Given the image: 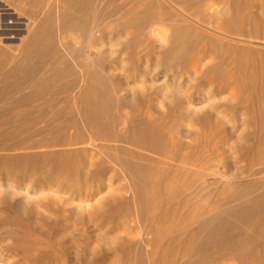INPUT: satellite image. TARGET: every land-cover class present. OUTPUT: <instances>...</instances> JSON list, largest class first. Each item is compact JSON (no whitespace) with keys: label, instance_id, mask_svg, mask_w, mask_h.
Here are the masks:
<instances>
[{"label":"rangeland","instance_id":"obj_1","mask_svg":"<svg viewBox=\"0 0 264 264\" xmlns=\"http://www.w3.org/2000/svg\"><path fill=\"white\" fill-rule=\"evenodd\" d=\"M0 5L16 21L17 14L4 1L0 0ZM217 7L221 10L219 18H213L217 22L206 20L203 25L200 20H171L165 27L154 23L140 29V34L137 30L121 34L119 26L108 23L107 28L115 26L120 33L112 46L113 67L109 72L103 69L112 75V80H106L105 84L110 91V105L102 104L110 109L105 113V125L98 129L102 128L103 138L91 140L90 130L95 128L85 127L82 114L72 112L79 130L71 128L62 132L64 136L61 131L49 130L53 135L43 130L45 135L41 133L29 141L46 139L41 147L39 142L40 148L0 152L1 156L20 153L26 156L23 160L15 157L13 163L0 161V264H31L30 259L34 258L38 260L34 264H98V261L110 264L117 252L122 251L117 243L122 231L118 234L111 227L112 218L106 215L115 210L124 213L137 210L140 196L149 191V183L157 185L163 179L164 182L179 179L178 188L188 183L192 186L188 192L201 196L194 198L199 202L192 198L191 203L207 204L206 209L201 205L207 211L224 201L228 207L230 198H237L247 191L246 186L252 190V184L264 180V152L260 151L264 147V122H260L257 111L264 103L240 99L243 95L234 92V83L207 80L216 69L224 68L227 74L240 70L244 75H254L253 83L263 84L258 85L263 88H258L257 95L264 96V0H225ZM17 20L21 34L27 18L19 16ZM218 22L229 23L242 30V34H218L213 30ZM175 29L182 34L178 33L180 38L174 40L177 47L172 44L177 35H173L177 33ZM62 36L73 47L80 46L81 37L77 33ZM127 39L134 42L133 46L130 42L132 50L125 43ZM123 42L128 48H122ZM102 62L107 64L105 59ZM58 102L64 104V97ZM78 131L84 137L77 139ZM55 136L59 142L69 139L67 142L73 143L45 147L44 143H49L51 137L55 140ZM83 138L85 143L80 142ZM18 168L19 174H11V169ZM202 186L205 187L199 191ZM153 190L156 194L157 189ZM160 197L156 196V201ZM203 197L209 199L200 202ZM154 206L158 212L164 210L160 204V209ZM196 215L206 213L192 217ZM35 237L44 242L51 237V243H41V249L29 252L16 249L22 244L20 241H24L25 247H33ZM42 249L56 250L63 256L62 262L39 259ZM226 258L212 264L231 261L240 264ZM194 260L193 257L187 261L195 264Z\"/></svg>","mask_w":264,"mask_h":264},{"label":"bare ground","instance_id":"obj_2","mask_svg":"<svg viewBox=\"0 0 264 264\" xmlns=\"http://www.w3.org/2000/svg\"><path fill=\"white\" fill-rule=\"evenodd\" d=\"M2 1L18 17L26 16L27 18L24 32L20 34L19 25L16 22L18 21V17L17 19L15 18V21L11 18L12 16L10 17L9 12L0 5V152H10L37 148L40 145L39 142L42 144L40 147L43 146L44 140L38 141L37 139L36 141L38 142L29 141L34 136H40L41 133L45 135L46 132H51L49 130L61 131V134L74 127V131L79 130L80 128L74 123L75 118L72 112L82 114L81 121L84 122L85 127L95 128L94 130H90L91 132L89 131L92 136L91 140L103 138L101 137L102 128H100V131L98 129L101 124L103 125L105 115L110 109L109 106L103 108L102 104L106 103L105 105H110L108 94L110 91L108 87H105V84L107 83L106 80L108 82L110 79L112 80V75L106 73L107 71L105 72L104 70L106 68L109 72V68L112 69L113 67L112 63L114 60L112 54L114 52H112V46H114L116 36L120 32H122L121 34L133 33V30H137L140 34V29L152 26L154 23L165 27L167 22L171 20H182L185 22H189L188 20H200L201 25L206 20L213 23L217 20L216 18H219L217 14L221 11L217 7V4L225 0ZM25 3H28V7H24ZM213 18L216 20L213 21ZM108 23H115L121 31L119 30L120 32L117 33L118 30L116 31L115 26L112 27L113 25L111 26L112 28H107L110 26ZM226 25L225 23L218 22L215 28L211 29L217 31L218 34L222 33L224 35L225 32L242 34V30H236L237 27L233 28L231 25L229 26V23ZM158 31L162 32L160 29ZM175 31L177 30L175 29ZM179 32L172 33L174 36L177 34L173 38V42L170 39L172 44L176 43V47L177 42L174 40ZM69 33H77L81 37L78 48L73 47L64 40L62 34ZM133 35L135 34H132V38ZM180 36L177 38H180ZM138 37L137 34L136 38L138 39ZM161 39H163L162 36ZM130 42L132 43V39L125 40L128 47L130 46ZM125 43L123 44L125 47L122 46L124 49L128 48ZM133 43L131 46L134 45ZM131 46L129 50L134 48ZM168 48L171 49V47ZM170 51H173V49ZM194 57L197 58L199 56ZM103 58L107 61V64L102 62ZM223 69L213 70V75L209 73L210 75L207 80L212 83L216 82L217 84L234 83V92L241 94V96L243 95L240 99L245 98V100L247 99L246 101L250 99L249 101H253L252 103L257 101L264 103V96L257 95V91L263 88V86L260 88L259 86L263 84L253 83L256 79L254 75H244L239 69H237L239 70L237 73L233 72L235 74H230L231 72L227 74ZM201 77L203 76L201 75ZM203 80L205 79L203 78ZM60 97H64V104L62 105H58ZM257 111L259 112L258 117L260 122L263 123L264 104ZM43 130L47 131L44 132ZM59 132H55V135ZM79 133L78 131L76 134L78 137L75 136L77 139L81 138V136L84 137V134L80 136ZM55 138L56 136L53 139ZM56 139L52 140L51 137L54 143L50 140L49 143H44L45 147L48 145H64L69 140L66 138L67 140H64L66 142H59L60 139L58 141ZM61 139H63L62 136ZM84 141H86L85 138L80 142ZM67 143L73 142L70 140ZM75 143L78 144L77 142ZM261 147L262 150L259 148L260 151L264 152V147ZM1 155L0 161L6 160L12 163L15 157H18V159L23 157L21 153L17 156ZM36 157L38 156L36 155ZM52 157H55V155H52ZM23 158H26V156L24 155ZM11 170V174L17 175L21 171V168ZM164 180L157 185L152 182L149 183L150 185L147 188L149 191L147 190L148 192L145 195L140 196V206L137 210L134 209L136 212H133L134 210H125L126 213H124L115 210L114 212L111 211L112 217L111 214L106 215L113 220L110 221L112 225L109 223L111 227L115 228L118 234L122 233L121 236H118L119 240H117L118 246L122 248V251H118L113 260L110 259L112 260L110 264H189L190 261L187 260L193 257L195 264L220 263L219 261L223 258L227 259L226 257L240 264H264L263 178V181L259 179L262 183L255 179V184H252L255 189L254 191L253 188L252 190L248 189L251 186H246V192L243 191L244 193L237 196V198L236 196L235 198H230L228 202L230 205L228 207H225L224 201L215 206L213 205L207 211H204L203 207L205 205L206 209L207 204H197L196 202V205H194L193 201V204L191 203V199L199 197V195L188 192L192 187L190 184L187 183L178 188V184L180 185V183L177 180L179 181V179L176 181L167 180L165 182ZM250 182L252 183V181ZM204 187L199 188V191H202ZM153 189H157L158 195L157 193H153L155 192ZM156 196H161V199L158 198V201L162 203H159V207L164 208L163 211L159 210L158 212L154 206V204L156 207L159 205L156 204L158 202L156 201ZM196 199L199 202V199ZM205 199L204 197L201 198L200 202H203L201 200L206 202L209 198ZM147 206H151V209H147ZM200 206L204 212L200 210ZM199 211H202L201 213L204 215L206 213V215H201ZM196 213L201 216L198 217L196 215V217H192ZM133 231H135V234ZM125 232L127 234H124ZM132 232L134 235L130 236L129 233ZM40 239L35 237L32 240L34 246L30 245L31 248L23 246V244H26L23 243L24 241H20L19 244H22L17 246L16 249L19 252H29L33 249H41V243H45L46 245H50L51 243V237L49 238L50 241L42 238L45 242ZM41 251L43 252L38 255L39 259L63 260V256L57 253L56 250V252L47 249L45 251L42 249ZM36 261H38L37 258L30 259L31 264H34ZM230 264H233V262L231 261Z\"/></svg>","mask_w":264,"mask_h":264}]
</instances>
